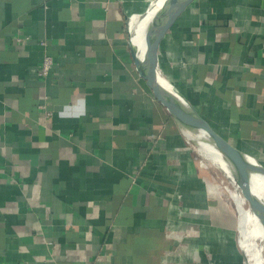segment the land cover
Segmentation results:
<instances>
[{"label":"crops","instance_id":"1","mask_svg":"<svg viewBox=\"0 0 264 264\" xmlns=\"http://www.w3.org/2000/svg\"><path fill=\"white\" fill-rule=\"evenodd\" d=\"M148 1L0 0V264H245L232 208L137 74ZM158 68L264 165V0H199Z\"/></svg>","mask_w":264,"mask_h":264},{"label":"water","instance_id":"2","mask_svg":"<svg viewBox=\"0 0 264 264\" xmlns=\"http://www.w3.org/2000/svg\"><path fill=\"white\" fill-rule=\"evenodd\" d=\"M198 1L177 0L168 14L151 21L143 36L145 45L143 52L134 42L135 29L128 31L132 59L139 78L144 81L155 101L167 111L184 138L194 142L197 146L186 130L203 133L222 154L233 169L236 184L249 209L264 226V213L255 202L253 192L255 183L252 180L254 175L264 177V165L254 157L244 153L230 139L213 128L192 106L185 105L183 98L175 90L174 93L165 88L162 85V76L157 71L158 54L162 44L178 28L181 17L194 8Z\"/></svg>","mask_w":264,"mask_h":264},{"label":"bare ground","instance_id":"3","mask_svg":"<svg viewBox=\"0 0 264 264\" xmlns=\"http://www.w3.org/2000/svg\"><path fill=\"white\" fill-rule=\"evenodd\" d=\"M176 1L177 0L148 1L147 6L144 8L143 12L140 13L139 18L135 20L134 24L132 25V28L135 29L136 32L134 36V42L140 47L141 52H143L145 47L143 36L149 23L159 16L168 14L170 9L173 7L172 5ZM157 71L160 73L159 68H157ZM162 85L169 91L174 92L172 85L164 77H162ZM176 93L180 95L178 92ZM181 97L183 98V102L185 105H190L184 96ZM186 131L187 134L190 135V137L195 141L197 146H199V152L203 156H206V158L211 160L214 164H217L219 168L224 172L225 176L230 180V182L232 184H235L236 180L233 169H231L229 163L214 147L209 138L205 134L197 131ZM252 180L255 183L253 185L255 188L253 191L255 202L264 213V177L261 175H254ZM230 195H232L233 197L234 204L238 213L237 224L239 225L238 227L240 231V237L242 239L240 247L245 254L246 264H264V240L262 238V236H264V226H260L258 224L259 219L252 213L249 207L246 208L247 202L244 200L241 193L232 192Z\"/></svg>","mask_w":264,"mask_h":264},{"label":"rangeland","instance_id":"4","mask_svg":"<svg viewBox=\"0 0 264 264\" xmlns=\"http://www.w3.org/2000/svg\"><path fill=\"white\" fill-rule=\"evenodd\" d=\"M143 10L141 12H143ZM138 18H139V15H133L131 17V20L133 21L132 24H134L135 20H137ZM128 29H129V31H132L133 30V29H130V27ZM160 74H161L162 77L166 78L165 77V72H164V75H163V73H160ZM176 79H178V77H176ZM167 81L173 86V88H174V90L176 92H178L181 96H184L186 98V100L188 101V103L191 106H193V103H192L193 101H190V100L193 97L196 100V94H195L196 93V90H194L193 88H188L187 91H183L182 89H179V88L175 87V85L170 80L167 79ZM182 84H183V82H182ZM182 92H184V93H182ZM207 121L211 125V122L209 120H207ZM211 126L213 127V125H211ZM216 130L219 131V129H216ZM186 141H187L188 145L190 146V148L193 151L194 157L196 159V163H198V165H199L198 168H196V173H198L197 171H199V173L202 172L203 173L202 175H205L206 178H210V180L214 183L213 184L214 185V189H212L211 193L214 194L215 193L214 190H216V192L218 193L220 199H223L226 203H228V205L233 210V213H234V221L237 222L238 221L237 209H236V206L234 204L233 197H232V195H230L232 192H239L240 193V190L238 189L237 184L236 183L235 184H232L230 182V180L225 176L224 172L219 168V166L217 164H214L211 160H209L208 158H206V156H203L199 152V150H198L197 146L194 144V142H192L190 140L189 141L186 140ZM247 207L248 206L246 204V208ZM258 224L260 226L262 225L259 221H258ZM238 226L239 225L236 223L235 231H234V237L236 239V244L241 249L240 246H241L242 239L240 237V231H239V227ZM262 238L264 240V236H262Z\"/></svg>","mask_w":264,"mask_h":264},{"label":"built area","instance_id":"5","mask_svg":"<svg viewBox=\"0 0 264 264\" xmlns=\"http://www.w3.org/2000/svg\"><path fill=\"white\" fill-rule=\"evenodd\" d=\"M40 45L45 46V42L44 41L40 42ZM51 67H52L51 57L44 55L40 68H39V72H38L39 76L45 79L48 76Z\"/></svg>","mask_w":264,"mask_h":264}]
</instances>
